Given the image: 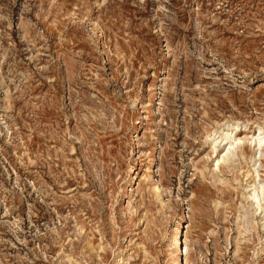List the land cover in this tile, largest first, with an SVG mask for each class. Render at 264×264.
<instances>
[{
    "label": "rangeland",
    "instance_id": "374dc122",
    "mask_svg": "<svg viewBox=\"0 0 264 264\" xmlns=\"http://www.w3.org/2000/svg\"><path fill=\"white\" fill-rule=\"evenodd\" d=\"M259 133L264 0H0V264H264Z\"/></svg>",
    "mask_w": 264,
    "mask_h": 264
},
{
    "label": "bare ground",
    "instance_id": "6f19581e",
    "mask_svg": "<svg viewBox=\"0 0 264 264\" xmlns=\"http://www.w3.org/2000/svg\"><path fill=\"white\" fill-rule=\"evenodd\" d=\"M234 131H238V127H234ZM230 139V144H229V148L228 150H230L231 148L242 144V140L241 138H237V137H233V138H229ZM224 140V139H222ZM252 143L255 144V146H257L259 149H261L264 146V137L261 136V133H259L256 137H252L251 138ZM234 149V148H233ZM253 200L258 199L257 195H253L251 197ZM258 202V201H257ZM178 235H179V226L175 229V233H174V239L176 240V242L178 241Z\"/></svg>",
    "mask_w": 264,
    "mask_h": 264
}]
</instances>
